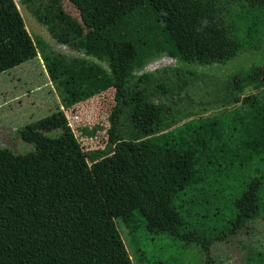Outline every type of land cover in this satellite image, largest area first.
Here are the masks:
<instances>
[{
  "label": "trees",
  "instance_id": "obj_1",
  "mask_svg": "<svg viewBox=\"0 0 264 264\" xmlns=\"http://www.w3.org/2000/svg\"><path fill=\"white\" fill-rule=\"evenodd\" d=\"M54 1L42 14L32 10L34 16L58 41L106 68L48 53L13 0H6L0 6V73L41 50L64 107L113 86L108 149L83 151L62 110L17 130L33 149L14 153L0 145V264H133L130 256L138 264H159L144 253L139 237L127 251L116 221L133 238L142 228L148 242L164 234L208 254L214 242L229 241L264 216V101L244 95L252 84H264V64L232 75L236 95L223 114L171 130L163 122L144 130L133 119L138 104L147 109L151 103L144 86L151 76L144 73L138 78L144 85L137 83L135 69L160 54L188 64H224L260 47L264 0H69L80 20ZM132 83L137 86L130 91ZM130 106L135 133H125L121 122Z\"/></svg>",
  "mask_w": 264,
  "mask_h": 264
},
{
  "label": "rangeland",
  "instance_id": "obj_2",
  "mask_svg": "<svg viewBox=\"0 0 264 264\" xmlns=\"http://www.w3.org/2000/svg\"><path fill=\"white\" fill-rule=\"evenodd\" d=\"M5 1L0 0V6ZM13 2L19 9L30 35L34 39L44 40L48 53L90 60L106 68L105 62L99 58L86 55L81 49L58 41L50 34L46 25L34 16L32 10L35 8H38L41 14L46 7L54 8V0H33L30 5L22 4L21 0ZM57 4L64 12L80 20L78 10L69 0H57ZM262 64L264 41L260 47L254 50L246 48L224 64H188L178 62L168 54L155 55L141 68L133 71L137 83L141 81L138 78L144 73L151 76L148 85H144V79L141 81L151 95V103L147 109L138 104L133 119L144 130L151 129L160 122L170 125L168 130H171L194 118L223 114L230 109V101L236 95L232 92L234 84L230 80H235L231 79L232 75L247 71L253 65L258 67ZM261 70L264 79V69ZM184 76L191 80L189 85H184ZM129 86L130 91H133L137 85L132 83ZM181 86L183 87L179 90ZM251 87H247L244 95L253 93L264 101V84H252ZM115 105V90L110 85L100 94L71 107H64L61 95L48 76L43 53L39 50L34 59L0 73V145L10 148L14 153L33 149L32 144L19 137L17 130L52 112L62 110L83 151L108 149L109 115ZM126 108L125 113L129 116L126 114L121 117V122L125 123L123 129L126 128L125 133H135L138 128L129 120L133 114L132 106ZM162 110L164 112H161ZM57 132L55 130L53 134ZM116 226L127 251L133 252L132 244L138 242L139 237L140 242L145 245L144 253L151 254L152 262L157 260L160 261L159 264H163L164 260L166 264H206L207 258L214 264L264 263V216L256 218L229 241L214 242L208 254L201 251L195 243L183 246L182 243H174L164 234L156 235L152 243L145 239L146 232L142 228L138 229L133 238L134 234L130 233L125 224L116 221ZM130 259L133 264H138L133 256H130Z\"/></svg>",
  "mask_w": 264,
  "mask_h": 264
}]
</instances>
